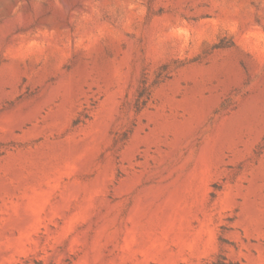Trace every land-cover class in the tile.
<instances>
[{"label": "rangeland", "instance_id": "obj_1", "mask_svg": "<svg viewBox=\"0 0 264 264\" xmlns=\"http://www.w3.org/2000/svg\"><path fill=\"white\" fill-rule=\"evenodd\" d=\"M264 264V0H0V264Z\"/></svg>", "mask_w": 264, "mask_h": 264}, {"label": "trees", "instance_id": "obj_2", "mask_svg": "<svg viewBox=\"0 0 264 264\" xmlns=\"http://www.w3.org/2000/svg\"><path fill=\"white\" fill-rule=\"evenodd\" d=\"M211 264H236L232 261L227 260L226 257H224L223 255H219L215 261L211 262Z\"/></svg>", "mask_w": 264, "mask_h": 264}]
</instances>
